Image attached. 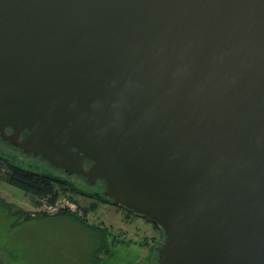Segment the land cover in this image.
<instances>
[{
  "label": "water",
  "instance_id": "1",
  "mask_svg": "<svg viewBox=\"0 0 264 264\" xmlns=\"http://www.w3.org/2000/svg\"><path fill=\"white\" fill-rule=\"evenodd\" d=\"M0 134L160 227L158 264H264V0H0Z\"/></svg>",
  "mask_w": 264,
  "mask_h": 264
},
{
  "label": "rangeland",
  "instance_id": "2",
  "mask_svg": "<svg viewBox=\"0 0 264 264\" xmlns=\"http://www.w3.org/2000/svg\"><path fill=\"white\" fill-rule=\"evenodd\" d=\"M14 161L38 171L57 172L48 161L35 155L15 158ZM4 169L0 171L1 174ZM71 179H76L74 181L78 183L77 186L86 191L102 190L101 183L91 185L84 178L76 176ZM74 197L86 206L92 201L96 202L95 208L86 214L88 222L105 224L120 237H133L137 243L146 241L147 244L153 241V237L159 236V231L153 230L148 220L110 202L83 197L80 193H75ZM0 198L10 204L14 212L8 213L0 202V255L7 264H138V256L131 254L132 244L112 246L113 252L110 255L103 252L98 258L95 257V236L71 219L53 215L61 209H78V202L67 195L61 196L54 206L46 203L37 205L31 193L10 185L2 178ZM18 212L22 214L21 217H18ZM44 212L47 215H43ZM81 213L84 214L83 211ZM149 249V244L144 246L139 250L140 256L146 255ZM154 255L156 257L157 254ZM153 264H157V259Z\"/></svg>",
  "mask_w": 264,
  "mask_h": 264
},
{
  "label": "trees",
  "instance_id": "3",
  "mask_svg": "<svg viewBox=\"0 0 264 264\" xmlns=\"http://www.w3.org/2000/svg\"><path fill=\"white\" fill-rule=\"evenodd\" d=\"M2 169H4V172L3 174L0 173V179L3 178L10 185L31 193L37 200V205L46 203L50 206H54L56 205L58 199L63 195H67L74 202H78L76 203L78 204V209L76 211L61 209L53 215L67 217L80 225L82 228L91 232L97 239L95 257L98 258L103 252L107 255H110L113 252L111 246H114L113 243L115 244L116 242L107 238L111 235L108 227H104L102 223H90L86 217L87 212L89 210H93L97 203H92L89 206H83L79 203V201L74 197V194H81L82 189L79 188V186H77L78 183L71 179V177L67 174L61 175L63 172L56 168H54L57 170L55 173L51 171H38L36 169L24 167L14 161H2L0 159V171H2ZM106 200L110 201L109 198ZM102 201L104 200L102 199ZM0 202L7 209L8 213L14 214V212L12 213L11 211L10 204L5 203V201L1 198ZM81 211H83L84 214L80 213ZM17 215L18 217L22 216L20 212H18ZM43 215L47 214L44 212ZM154 251L157 254V250ZM157 256L158 254L156 255V259Z\"/></svg>",
  "mask_w": 264,
  "mask_h": 264
},
{
  "label": "flooded vegetation",
  "instance_id": "4",
  "mask_svg": "<svg viewBox=\"0 0 264 264\" xmlns=\"http://www.w3.org/2000/svg\"><path fill=\"white\" fill-rule=\"evenodd\" d=\"M6 132L7 133H11L12 129L10 127H7L6 128ZM25 133H26V131L22 132L21 135L24 136ZM30 155H33V154L32 153L31 154L24 153L22 148L16 147L15 145L11 144L9 141L5 140L0 134V159L2 161H14L15 158H21V157L30 156ZM68 176L72 177L71 175H68ZM73 180H76V179H73ZM81 195L83 197H87V198H93V197L98 198V199L100 198L101 201H102V199L104 200L102 202H110V203H112L111 200L110 201L106 200V199H108V197L104 196V194L102 193L101 189H94L93 191H86L85 189H82L81 190ZM92 203H95V202L92 201L91 204ZM113 205H115V204H113ZM83 206H86V205H83ZM115 206L116 207H120V206H117V205H115ZM120 208H123V209L129 211L131 214L137 215L136 213H133L130 210L124 208V207H120ZM90 211L91 210H89L88 212H90ZM137 216L141 217L139 215H137ZM141 218H143V217H141ZM143 219H145V218H143ZM149 222L152 223L151 221H149ZM103 226L104 227H108V230L111 232V235H109V237H107V238H109L113 242H116L115 244L113 243L114 246L119 245V244L129 246V245L132 244L133 251H131V254H134V255L136 254L138 256L139 260L141 259V261H142L141 262V261L138 260V264H142V263L143 264H146V263L147 264H153V262L156 259L155 255H154V253L156 254V252L154 250H157V246H158V244L161 241L162 236H163V231H162V229L160 227H157L156 224L152 223V229L155 230V231H159V236L158 237H153V239H152L153 241H151V243L149 241L147 242V244H149V247H150L149 252L146 255L141 257L139 250H141L144 246L147 245V244H145L146 241L144 243L143 242L137 243L136 242V238H133V237H128V238L120 237L111 229V227H109V226H107L105 224H103ZM84 230H86V229H84ZM86 231H88V230H86ZM96 241H97V239H96ZM96 246H97V244H96ZM111 248H112V246H111Z\"/></svg>",
  "mask_w": 264,
  "mask_h": 264
}]
</instances>
